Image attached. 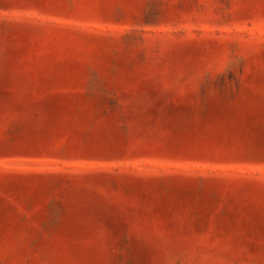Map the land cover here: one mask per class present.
Listing matches in <instances>:
<instances>
[{"label":"rangeland","instance_id":"obj_1","mask_svg":"<svg viewBox=\"0 0 264 264\" xmlns=\"http://www.w3.org/2000/svg\"><path fill=\"white\" fill-rule=\"evenodd\" d=\"M0 264H264V0H0Z\"/></svg>","mask_w":264,"mask_h":264}]
</instances>
